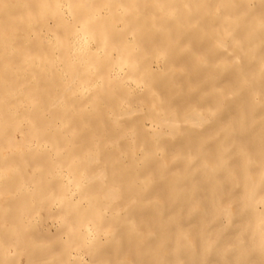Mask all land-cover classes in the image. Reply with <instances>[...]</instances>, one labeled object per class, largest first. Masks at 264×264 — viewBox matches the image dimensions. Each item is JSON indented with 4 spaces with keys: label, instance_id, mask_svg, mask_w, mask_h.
Masks as SVG:
<instances>
[{
    "label": "bare ground",
    "instance_id": "obj_1",
    "mask_svg": "<svg viewBox=\"0 0 264 264\" xmlns=\"http://www.w3.org/2000/svg\"><path fill=\"white\" fill-rule=\"evenodd\" d=\"M0 264H264V0H0Z\"/></svg>",
    "mask_w": 264,
    "mask_h": 264
},
{
    "label": "rangeland",
    "instance_id": "obj_2",
    "mask_svg": "<svg viewBox=\"0 0 264 264\" xmlns=\"http://www.w3.org/2000/svg\"><path fill=\"white\" fill-rule=\"evenodd\" d=\"M147 122H149V121H147ZM51 230H54V226L51 227Z\"/></svg>",
    "mask_w": 264,
    "mask_h": 264
}]
</instances>
